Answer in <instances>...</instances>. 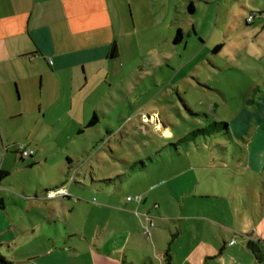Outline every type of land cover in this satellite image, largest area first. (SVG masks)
<instances>
[{
    "label": "crops",
    "instance_id": "obj_1",
    "mask_svg": "<svg viewBox=\"0 0 264 264\" xmlns=\"http://www.w3.org/2000/svg\"><path fill=\"white\" fill-rule=\"evenodd\" d=\"M124 1L0 0V130L5 113L15 116L9 113V108L14 105L13 95L17 100L25 96L28 102L27 97L35 94L37 77H40L43 104L39 103L37 112L40 113L39 136L47 137L54 124L69 115L77 138L85 135L87 130L93 131L89 138L97 144L92 150L98 164L105 162V153L112 155L105 142L109 143L120 133L121 125H127L133 118L122 119L124 122L120 123L117 132L105 126L106 135L103 136L96 101L88 105V98L97 91L94 87L87 91L88 85L95 80L99 81L97 86L103 83L110 77L112 67L129 65L132 48L139 44L132 42V35L138 28L150 30L147 38L151 44L161 47L167 44L171 51H175L183 40V31L176 19L180 0H146L148 5L139 0H126L132 14L129 22L124 19ZM220 1L217 0L216 6ZM189 5L194 11V0H190ZM177 31H180L181 41L174 43ZM113 45L117 53L115 58L110 57ZM122 54L128 55L124 58ZM123 60L125 63H121ZM256 106L262 108L261 101ZM93 115L97 120L88 126ZM251 116L255 117L257 124L262 122L255 111L241 112L231 121L236 129L232 139L243 136L237 130L245 131L242 122ZM159 130L164 139L172 138L168 127L162 126ZM245 134L248 138L243 140L239 160H245L244 169L255 175L264 169V133ZM25 147L33 154L29 163L22 167H33L46 160L40 151H34L29 145ZM4 148H7L5 152ZM15 150L1 145L4 156L0 169L7 174L4 178L9 176L10 165L4 159L7 154L18 155L23 162ZM120 162L124 165L120 173L124 174L111 177L108 174L97 176L96 168L92 166L70 173L72 163L67 159L66 180L48 190L64 187L68 196L51 200H57V208H48V214L36 227L38 234L34 228L32 231L23 229L16 224L14 217L6 214L0 195V210L3 212L0 213V222L4 224L0 225V249H12L19 236L28 238L34 232V238L40 237L44 241L42 245H36L33 253L26 255L29 264H166L167 260L169 264L264 263L258 249L264 243L263 216L250 212L246 231L238 230L236 224L231 228L226 221L230 216L229 192L225 199L223 196L218 198L217 193L208 194L199 189L196 169L209 174L216 168L225 170L224 166L213 160L212 164L198 168L175 169L176 165L172 163L168 168L161 166L148 170L146 163H138L139 169H136L129 168L125 161ZM127 169L133 171L128 176ZM209 185L213 187V182ZM1 188L2 185L0 192ZM225 189L228 191V187ZM130 196L140 199L127 200ZM231 199L241 205L250 203V200H237L234 196ZM252 199L259 205L260 198L253 195ZM207 200H220L222 204L219 208L205 206V211H211L207 210V214L193 213ZM148 218L153 227H149L146 236L144 229L148 226ZM60 222L64 224L63 229L59 228ZM89 227L92 229L90 233L87 232ZM6 232L10 238L6 237ZM229 233L240 236L239 243ZM0 257L12 264L1 253Z\"/></svg>",
    "mask_w": 264,
    "mask_h": 264
},
{
    "label": "rangeland",
    "instance_id": "obj_2",
    "mask_svg": "<svg viewBox=\"0 0 264 264\" xmlns=\"http://www.w3.org/2000/svg\"><path fill=\"white\" fill-rule=\"evenodd\" d=\"M142 1L143 5H148L146 0H139ZM189 1L180 0L176 19L182 28L183 40L180 46L175 47V51H171L167 44L163 47L151 44L147 38L150 30L138 28L137 33L132 35V42L137 41L139 44L132 48L129 65L124 68L112 67L110 77L103 83L97 86L99 81L95 80L88 85L87 91L93 87L97 91L92 96L94 98H88V105L96 101L100 112L99 128L103 136L106 135L105 126L117 132L124 119L133 118L127 125H121L120 133L109 143L105 142L106 146H110L112 155L105 153L104 163L98 164L92 150L97 147L96 142L89 138L93 131L87 130L85 135L77 138L69 115L54 124L47 137L39 136L40 113L37 112L39 103L43 104L40 77H37L35 94L27 97L28 102L25 96L17 100L13 95L14 105L9 108V113L15 116L10 117L5 113L3 118L0 158L4 156L1 145L14 149L19 145H29L46 157L42 164L33 167H22L30 160L26 158L21 162L16 150L17 156L9 153L4 157L10 167L9 176L0 183L3 186L0 195L6 214L14 217L17 225L27 231L34 228L38 234L36 227L42 222V217L48 214V208H57V200L44 198V192L66 180L67 159L72 163L70 173L92 166L96 168L97 176L108 174L111 177L124 174L120 173L124 166L120 160L127 162L129 168L136 169H139L138 163H146L148 170L161 166L168 168L172 163L176 165L175 169L189 166L198 168L210 165L215 160V163L226 169L216 168L209 174L203 169H196L201 185L199 189L208 194L217 193L218 198L223 196L225 199L229 192L227 202L230 216L226 218L227 224L231 228L236 224L238 230L246 231L250 212L264 218V169L255 176L244 169L245 160H239L243 140L248 138L245 133H264V23L258 17L264 15V0H221L218 6L217 0H194L193 12L188 10ZM123 5L124 19L129 22L132 14L126 0ZM253 14L257 18L252 24H247L246 19ZM217 44L224 46L214 52ZM127 55L122 54V57L126 58ZM169 57H172L170 61ZM121 63H125L124 60ZM260 101L262 108L259 109L256 105ZM254 111L262 122L257 124L254 116L242 122L246 130H237L243 134L240 138L232 139L215 129L185 144L178 143L192 131L220 122L228 125V132L232 135L236 129L231 121L241 112ZM161 125L169 128L172 138L164 139L159 130ZM131 172V169H127L126 176ZM209 182H213V187ZM253 195L260 198L259 205L258 201H253ZM233 196L237 200H250V203L241 205L233 202ZM130 198L135 199L134 196ZM219 201H203L193 213L207 214V210L211 211H205V206L219 208L222 204ZM132 202L136 203L135 200ZM60 211L63 209L60 208ZM0 213L3 212L0 210ZM71 218L74 216L71 215ZM0 225L4 224L0 222ZM59 225L63 229L64 224L60 222ZM91 231L89 227L87 232ZM5 235L10 238L9 233ZM229 235L239 243L240 236ZM42 241L43 238H34L33 232L28 238L19 236L14 248L8 250L4 247L0 253L12 264H29L26 255L33 253L32 250L37 244L42 245ZM258 249L264 260V243Z\"/></svg>",
    "mask_w": 264,
    "mask_h": 264
},
{
    "label": "trees",
    "instance_id": "obj_3",
    "mask_svg": "<svg viewBox=\"0 0 264 264\" xmlns=\"http://www.w3.org/2000/svg\"><path fill=\"white\" fill-rule=\"evenodd\" d=\"M188 10L189 12H193V7L192 5L188 6ZM181 41V34L180 31H177L176 36L174 38V43L180 42ZM221 45H217L213 51L216 52L220 49ZM116 48L113 45L110 51V57L111 58H115L116 57ZM97 120L96 115L92 116V119L90 120L88 126H92V124L95 123V121ZM215 129H219V131L224 132V135H229L231 137V135L228 132V125L224 122H220L217 124H213L210 127H205V128H201V129H196L194 131H192L191 133H189L188 135L184 136L183 138H181L180 140H178V143L180 144H185L188 141L194 140L196 137L198 136H205L206 134H210L212 131H214ZM173 146H175V144H173ZM7 174H4L1 169H0V180H2ZM168 259V255L166 256ZM0 260L3 261L6 264H11L10 262L4 260V258L0 257ZM166 264H169V260L166 261Z\"/></svg>",
    "mask_w": 264,
    "mask_h": 264
},
{
    "label": "built area",
    "instance_id": "obj_4",
    "mask_svg": "<svg viewBox=\"0 0 264 264\" xmlns=\"http://www.w3.org/2000/svg\"><path fill=\"white\" fill-rule=\"evenodd\" d=\"M257 16L256 15H251L246 19V23H251ZM258 17H261L263 22H264V15H259ZM6 151V148H4V152ZM16 151L20 154L21 159H26L32 156L33 152L29 149H27L25 146L19 145L16 147ZM0 163H1V158H0ZM68 196L67 189L66 188H59V189H54V190H47L44 192V197L51 199V198H58V197H66ZM131 198L128 197L127 200H130ZM139 197H135V200H139ZM148 226L145 227L144 229V234L148 236V229L149 227H153V222L148 218ZM234 242H231L233 244Z\"/></svg>",
    "mask_w": 264,
    "mask_h": 264
},
{
    "label": "water",
    "instance_id": "obj_5",
    "mask_svg": "<svg viewBox=\"0 0 264 264\" xmlns=\"http://www.w3.org/2000/svg\"><path fill=\"white\" fill-rule=\"evenodd\" d=\"M0 264H6V263H4L3 261L0 260Z\"/></svg>",
    "mask_w": 264,
    "mask_h": 264
}]
</instances>
